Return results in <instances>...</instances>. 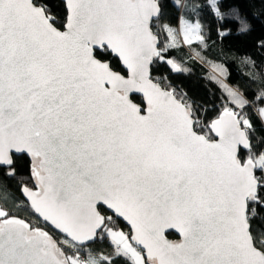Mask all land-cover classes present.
<instances>
[{
	"label": "snow or ice",
	"instance_id": "1",
	"mask_svg": "<svg viewBox=\"0 0 264 264\" xmlns=\"http://www.w3.org/2000/svg\"><path fill=\"white\" fill-rule=\"evenodd\" d=\"M180 6L174 26L162 0H0V264H264V72L214 117L162 86L207 46Z\"/></svg>",
	"mask_w": 264,
	"mask_h": 264
},
{
	"label": "trees",
	"instance_id": "2",
	"mask_svg": "<svg viewBox=\"0 0 264 264\" xmlns=\"http://www.w3.org/2000/svg\"><path fill=\"white\" fill-rule=\"evenodd\" d=\"M162 3L168 13L167 22L174 26L178 23L176 17L194 19L197 15L190 8L180 5H199V22L206 33L207 42L206 47L199 42H194L192 45L181 44L178 52L170 53V58L174 59L181 69H187L186 72L178 73L167 64H157L153 76L159 78L162 86L170 84L175 92L186 93V98L192 102L193 107L199 106L202 113L207 109L212 117L217 115L227 102L224 85L251 98L258 87L252 77L256 72H264V48L259 46V42L264 40V0H220L218 7L227 17L223 24L217 23L207 7L208 0H179V4L177 0H162ZM237 16L239 19L236 18ZM240 20L250 25V31L247 33L239 31ZM221 28L229 31L227 34L220 33ZM96 55L98 59L108 57L104 52ZM248 58L256 62L255 68L246 63ZM113 66L118 71H124L119 61L113 60ZM133 100L143 106L142 98L133 97ZM252 119L256 127V137L264 138V127H261L255 115ZM24 159L27 160V157ZM22 168L27 171L23 165ZM255 223L259 225V221ZM259 226L264 227V225ZM168 237L178 241V237L173 234ZM106 247V243H97L87 251Z\"/></svg>",
	"mask_w": 264,
	"mask_h": 264
},
{
	"label": "water",
	"instance_id": "3",
	"mask_svg": "<svg viewBox=\"0 0 264 264\" xmlns=\"http://www.w3.org/2000/svg\"><path fill=\"white\" fill-rule=\"evenodd\" d=\"M122 68V67H121ZM123 69V68H122ZM124 70V69H123ZM133 97H139V98H142L143 99V97H142V94H138V93H130L129 94V99H130V101L132 102V103H134V104H137V103H135L134 102V100H133ZM138 105V104H137ZM140 106V105H139ZM166 236H167V238L169 239V240H172V239H170L169 237H168V235H170V234H173V235H175V236H177L178 237V241L180 240V239H182V237L175 231V230H173V229H168L167 231H166ZM173 241V240H172Z\"/></svg>",
	"mask_w": 264,
	"mask_h": 264
},
{
	"label": "rangeland",
	"instance_id": "4",
	"mask_svg": "<svg viewBox=\"0 0 264 264\" xmlns=\"http://www.w3.org/2000/svg\"><path fill=\"white\" fill-rule=\"evenodd\" d=\"M184 3V2H183ZM182 19H183V17H182ZM185 45H187V44H185Z\"/></svg>",
	"mask_w": 264,
	"mask_h": 264
},
{
	"label": "crops",
	"instance_id": "5",
	"mask_svg": "<svg viewBox=\"0 0 264 264\" xmlns=\"http://www.w3.org/2000/svg\"><path fill=\"white\" fill-rule=\"evenodd\" d=\"M195 42V41H194Z\"/></svg>",
	"mask_w": 264,
	"mask_h": 264
}]
</instances>
